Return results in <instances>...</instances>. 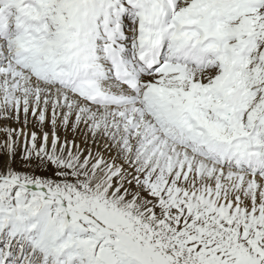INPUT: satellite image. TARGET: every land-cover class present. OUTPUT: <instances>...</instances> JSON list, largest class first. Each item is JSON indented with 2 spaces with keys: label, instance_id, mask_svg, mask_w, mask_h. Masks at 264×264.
<instances>
[{
  "label": "snow or ice",
  "instance_id": "obj_1",
  "mask_svg": "<svg viewBox=\"0 0 264 264\" xmlns=\"http://www.w3.org/2000/svg\"><path fill=\"white\" fill-rule=\"evenodd\" d=\"M0 264H264V0H0Z\"/></svg>",
  "mask_w": 264,
  "mask_h": 264
}]
</instances>
